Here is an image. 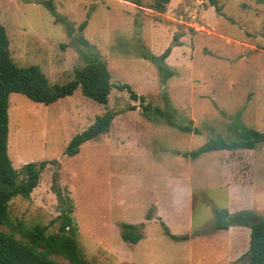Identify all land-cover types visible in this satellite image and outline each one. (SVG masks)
Listing matches in <instances>:
<instances>
[{
    "label": "rangeland",
    "instance_id": "374dc122",
    "mask_svg": "<svg viewBox=\"0 0 264 264\" xmlns=\"http://www.w3.org/2000/svg\"><path fill=\"white\" fill-rule=\"evenodd\" d=\"M44 1L0 0L16 63L37 64L51 84H64L85 64L84 52L99 51L115 86L107 104L81 86L50 104L10 94L8 154L18 180L25 163L47 166L30 196L12 197L0 231L19 238L48 225L46 235L54 236L69 212L92 264H249L239 256L250 226L216 223L264 218V142L193 152L212 138L233 141L234 124L264 131V0H217L221 13L211 0H170L164 12L152 8L156 0H54L56 14ZM176 33L182 45L167 57L174 74L165 78L150 55L162 54ZM123 83L137 99L118 88ZM108 110L117 113L110 130L67 155L71 139ZM230 177L238 185L228 186ZM153 204L182 238L166 234L160 219L143 239L126 242L122 224L154 216ZM55 257L75 264L66 254Z\"/></svg>",
    "mask_w": 264,
    "mask_h": 264
},
{
    "label": "trees",
    "instance_id": "16d2710c",
    "mask_svg": "<svg viewBox=\"0 0 264 264\" xmlns=\"http://www.w3.org/2000/svg\"><path fill=\"white\" fill-rule=\"evenodd\" d=\"M170 0H156L153 9L158 12L166 11V4ZM46 6L56 14L54 0L44 1ZM140 5L139 2H136ZM218 13L222 7L217 0H211ZM59 21H65L68 30L71 31V22L65 16L58 15ZM88 24L84 20L80 24L83 30ZM180 33L174 35L173 41L160 55H150L159 67L165 78L174 73L168 66L166 59L171 54L173 46L182 45L179 41ZM83 44L91 46L88 39L84 36L79 37ZM85 64L75 70L74 78L64 84H51L42 68L37 65L21 66L13 59L10 51V38L5 25L0 20V224L5 223L8 217L9 202L15 195L30 196L37 187L41 175L47 166V161L28 162L22 167L24 176L18 180V174L14 168L8 154L9 138V107L10 94L12 92L23 93L36 102L50 104L68 95H72L78 86L82 92L93 100L107 104L110 93L115 86L112 82V75L108 69L106 61L101 57L99 51L84 52ZM120 90H127L133 99H137V94L132 87L127 84H119ZM134 108V107H132ZM148 108V107H146ZM160 113L173 125L169 112ZM116 112L108 110L105 114L96 117L95 121L84 131L76 134L66 147L67 155H75L80 152L84 142L97 138L99 135L110 130ZM233 141H226L222 137L210 139L206 144L199 147L193 155H199L209 150H229L254 149L257 144L264 142V131L251 128L245 124H234ZM180 129L186 132L200 131L188 125H180ZM71 211V209H69ZM227 215V213H225ZM61 220L57 234L54 236L46 235L48 225L40 227L36 232L28 231L22 233V237L16 238L13 233L0 231V264H63L56 259V255L66 254L75 264H92L88 261L76 239L77 224L69 212L61 215ZM230 217V223L217 221V228H228L230 224L244 223L250 226V241L248 250L239 257V260L247 259L249 264H264V218L253 221V216ZM143 223L132 224L123 223L122 238L131 243H137L142 238ZM167 233H170L167 229ZM172 234V233H171ZM174 238L180 239L181 236L172 234Z\"/></svg>",
    "mask_w": 264,
    "mask_h": 264
},
{
    "label": "crops",
    "instance_id": "0c3cea01",
    "mask_svg": "<svg viewBox=\"0 0 264 264\" xmlns=\"http://www.w3.org/2000/svg\"><path fill=\"white\" fill-rule=\"evenodd\" d=\"M227 177V176H226ZM225 177V178H226ZM229 177V176H228ZM237 181V182H236ZM227 185L228 186H234V185H238V180H236L235 179V177H230V180L228 181V183H227ZM176 193V190H175V188H171V189H169V197H171V195H174ZM153 206L155 207V214H154V216H150L149 214L147 215V213H146V216H145V218L144 219H141V220H138L137 222H134V223H132V224H140V223H143L144 224V226L142 227V230H143V232H142V238L141 239H143L145 236H146V232H147V229H148V224L151 222V221H154V220H160V219H162V220H164V217H162V215H161V211H160V207L158 206V205H156V204H153ZM165 221V220H164ZM166 222V221H165ZM166 224L168 225V223L166 222ZM168 228H169V230H170V233H174L173 232V230L171 229V227H170V225H168L167 226ZM250 231H251V229H250ZM166 234H169V233H166ZM249 238H250V233H249ZM140 239V240H141ZM139 240V241H140ZM249 241H250V239H249ZM248 241V242H249ZM127 242V241H126ZM240 257V256H239Z\"/></svg>",
    "mask_w": 264,
    "mask_h": 264
}]
</instances>
